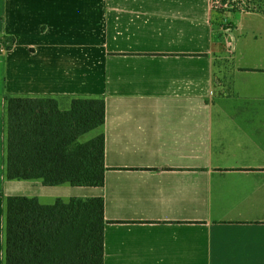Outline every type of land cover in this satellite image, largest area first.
Masks as SVG:
<instances>
[{
    "label": "crops",
    "instance_id": "obj_1",
    "mask_svg": "<svg viewBox=\"0 0 264 264\" xmlns=\"http://www.w3.org/2000/svg\"><path fill=\"white\" fill-rule=\"evenodd\" d=\"M250 1L0 0V264L10 195L103 197L104 264H264V0ZM26 95L105 99L80 138L105 134L103 186L7 179V98Z\"/></svg>",
    "mask_w": 264,
    "mask_h": 264
},
{
    "label": "trees",
    "instance_id": "obj_2",
    "mask_svg": "<svg viewBox=\"0 0 264 264\" xmlns=\"http://www.w3.org/2000/svg\"><path fill=\"white\" fill-rule=\"evenodd\" d=\"M248 0L245 9L256 8ZM236 9V8H235ZM6 177L46 186L105 184V134L81 142L106 122L104 98L74 97L62 110L53 96L7 98ZM105 200L10 195L5 203L3 264H104Z\"/></svg>",
    "mask_w": 264,
    "mask_h": 264
},
{
    "label": "built area",
    "instance_id": "obj_3",
    "mask_svg": "<svg viewBox=\"0 0 264 264\" xmlns=\"http://www.w3.org/2000/svg\"><path fill=\"white\" fill-rule=\"evenodd\" d=\"M248 0H211V6L213 10H225L228 8H240L245 9ZM229 28L227 20H221L220 31H226Z\"/></svg>",
    "mask_w": 264,
    "mask_h": 264
},
{
    "label": "rangeland",
    "instance_id": "obj_4",
    "mask_svg": "<svg viewBox=\"0 0 264 264\" xmlns=\"http://www.w3.org/2000/svg\"><path fill=\"white\" fill-rule=\"evenodd\" d=\"M94 131V130H93ZM93 131L89 132V133H92ZM89 133L87 135H89Z\"/></svg>",
    "mask_w": 264,
    "mask_h": 264
}]
</instances>
